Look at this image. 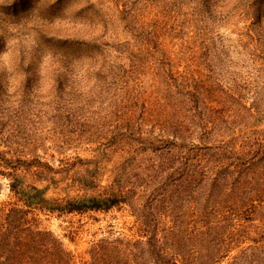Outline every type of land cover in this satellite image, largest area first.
<instances>
[{"label":"rangeland","instance_id":"obj_1","mask_svg":"<svg viewBox=\"0 0 264 264\" xmlns=\"http://www.w3.org/2000/svg\"><path fill=\"white\" fill-rule=\"evenodd\" d=\"M249 1V16L230 18L239 0H0V102L11 97L10 107L0 106V134L12 137L19 143L12 150L32 161L33 175L26 174L24 183L46 188L55 201L103 192L113 169L129 156L120 145L104 144L119 121L110 114L114 102L183 104L175 92L184 78L197 88L200 103L216 101L223 71L241 80L250 71L253 84L263 87L262 60H248L237 43L245 25L260 16L264 28V0ZM221 39L231 52L225 60L217 52ZM159 44L165 52L154 48ZM66 56L76 58L69 68ZM167 116L178 119V112ZM93 177L100 192L78 185ZM8 184L0 176V207L16 203ZM37 218L79 256L111 229L129 234L133 220L119 211L37 212ZM185 235L186 256L197 264L200 251L190 249L194 238Z\"/></svg>","mask_w":264,"mask_h":264},{"label":"trees","instance_id":"obj_2","mask_svg":"<svg viewBox=\"0 0 264 264\" xmlns=\"http://www.w3.org/2000/svg\"><path fill=\"white\" fill-rule=\"evenodd\" d=\"M239 5L228 12L230 18L250 15L249 0H239ZM261 24L260 16L245 25L237 43L248 60L258 57L264 67ZM161 46L154 48L162 52ZM218 51L219 58L230 57L224 39ZM65 59L66 68L76 60ZM250 73L241 80L223 71L217 99L207 98L208 103H200L197 88L189 87L187 78L175 92L183 104L154 106L146 98L135 104L114 102L110 114L119 121L104 144L120 145L129 156L113 169L103 192L77 200H50L46 188L26 185V174L33 175L32 161L14 152L13 145L19 143L1 132L0 176L9 181L16 203L0 207V264H192L185 234L194 238L190 249L200 251L197 264H264V85L257 88ZM10 99L6 95L0 106L10 107ZM171 111L178 112V119L167 116ZM79 183L88 191L102 188L95 177ZM112 211L133 219L129 234L111 229L80 256L37 218V212L60 216Z\"/></svg>","mask_w":264,"mask_h":264}]
</instances>
